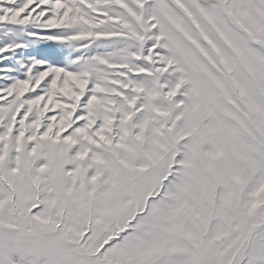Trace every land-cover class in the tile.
<instances>
[{
  "label": "snow or ice",
  "instance_id": "1",
  "mask_svg": "<svg viewBox=\"0 0 264 264\" xmlns=\"http://www.w3.org/2000/svg\"><path fill=\"white\" fill-rule=\"evenodd\" d=\"M0 264H264V0H0Z\"/></svg>",
  "mask_w": 264,
  "mask_h": 264
}]
</instances>
